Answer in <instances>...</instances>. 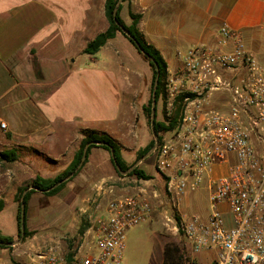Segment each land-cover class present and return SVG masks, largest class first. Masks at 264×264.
<instances>
[{"label":"crops","instance_id":"crops-1","mask_svg":"<svg viewBox=\"0 0 264 264\" xmlns=\"http://www.w3.org/2000/svg\"><path fill=\"white\" fill-rule=\"evenodd\" d=\"M105 2L0 0V123L5 125L0 127V152L16 154L13 162L0 161V193L6 184L29 177L25 170L55 177L71 162L84 130L114 141L125 134L126 116L148 73L144 65L135 67V48L122 35L94 55L83 52L108 28ZM130 12L140 16L137 28L161 54L168 73L179 69L189 48L212 44L223 23L241 31L247 48L264 62V0H129L120 12L126 25ZM81 167L59 193L72 186L71 194L83 207L79 214L89 226L106 203L90 212L92 204L83 203L87 195L108 201L125 189L117 185L122 174L108 151L91 149ZM2 201L4 210L8 202ZM65 203L73 214L76 204ZM75 214L71 222L80 216ZM4 256L0 254V264H6Z\"/></svg>","mask_w":264,"mask_h":264},{"label":"built area","instance_id":"built-area-1","mask_svg":"<svg viewBox=\"0 0 264 264\" xmlns=\"http://www.w3.org/2000/svg\"><path fill=\"white\" fill-rule=\"evenodd\" d=\"M180 61L165 96L184 97L181 116L152 152L175 229L192 254L214 252L210 264H264V62L227 23ZM204 187L208 213H184L183 199ZM154 198L145 187L110 196L70 251L36 253L29 264H122L125 235L152 220Z\"/></svg>","mask_w":264,"mask_h":264},{"label":"rangeland","instance_id":"rangeland-1","mask_svg":"<svg viewBox=\"0 0 264 264\" xmlns=\"http://www.w3.org/2000/svg\"><path fill=\"white\" fill-rule=\"evenodd\" d=\"M124 18L127 20V17ZM121 37L125 40L123 35ZM132 52L135 58L133 61L135 67L144 65V70L148 73V80L144 81L145 86L143 90L136 98L137 101L131 105L132 112L129 110L126 116L125 134L115 137V142L122 148V156L129 169L136 164L135 168L143 170L150 179L138 180L135 176H127L128 173L127 175L120 176L117 185L119 188L125 189L120 190L121 193H126L134 188L145 187L150 196H156L153 200L158 206V210L153 215L151 221L140 224L127 231L122 264H161L163 247L171 243L180 246L183 252L191 260H194L196 264H210V261L216 258L215 253L192 254L183 237L175 229V222L173 220H177L178 217L172 212L171 205L164 197V182L161 179V175L154 169V156L151 154L146 157L143 156L144 158L142 157L139 160L136 158L138 150L143 149L154 139L150 127V118L143 111V108L148 107L149 101L152 99L153 71L149 64L139 56L136 50ZM173 110L174 103L168 101L166 96L161 98L156 104L155 120L163 122L165 116H169ZM25 173L29 177L24 178L21 184H6L7 188L1 190L0 193V200H7L8 202V207L0 213V234L10 237L13 241L3 248L0 247V254L5 253L3 262H6V264H29L30 257L33 254L46 253L50 249H59L63 252L70 251L69 244L70 242L73 243V247L76 245L80 237V234H78L79 229L85 221L84 216L79 214L80 209L83 207L82 205H77L79 198H75L73 193L71 194L69 188H72V186L68 188L69 184L61 193L52 198H48L40 192L37 193L35 191L34 193L37 194H32L26 212V227L33 234L26 238L23 235L22 240H20L16 222L18 208L16 197L18 190L24 187L28 189L31 181L35 177L33 172L25 170ZM3 186L5 187L4 184ZM87 199L88 201L82 200V202L84 201L83 203L87 205L92 204L91 210H88L90 212L98 204L107 203V200H101V198L93 201L94 195L90 194L87 195ZM64 201L76 204L77 209L73 214H71L72 210L70 211V208L67 207ZM183 203L184 207L182 210L187 215L196 214L205 216L209 211L207 189L204 187L199 191L188 194L183 199ZM76 212L80 215L77 217L78 220H76ZM73 215H76L75 222H71ZM70 222L73 224V227H71L72 224ZM77 231L78 233L76 235Z\"/></svg>","mask_w":264,"mask_h":264},{"label":"trees","instance_id":"trees-1","mask_svg":"<svg viewBox=\"0 0 264 264\" xmlns=\"http://www.w3.org/2000/svg\"><path fill=\"white\" fill-rule=\"evenodd\" d=\"M129 2V0H122L121 5L118 6L116 14L114 10L118 3V0H106L104 6V14L108 22V28L105 32L98 34L93 40H91L85 47L84 53L87 55L96 54L106 43L116 37L117 34L123 35V37L135 48L139 56L146 61L153 71L152 80V92L154 87L155 78L158 76V83L155 90L156 104L157 102L165 97V80L167 77V65L161 54L151 45L147 44L144 40L143 35L139 32L137 25L140 20L139 15H135L130 12L129 16L131 18L130 25H126L121 17L120 12L123 8V4ZM184 97H178L174 102V110L169 116H165L163 122H158L155 120L154 130L158 136V142H160L161 134L166 131H171L175 129L181 116V109L183 105ZM151 103L152 99L149 101V106L144 107L143 111L145 115L150 118L151 114ZM156 114V108H155ZM156 118V117H155ZM86 145H89L87 149L86 159L83 165L87 162L88 156L91 149L101 148L110 153V161L116 172H118L116 165L120 171L125 172L129 170L127 163L122 156V148L118 143H116L109 135L104 133H99L93 130H84L83 137L79 144L78 149L73 155L71 162L66 168L61 170L53 178H42L40 176H35L31 181L30 186L33 189L28 190L22 199L23 192L26 187L20 188L18 190V195L16 197L18 208L16 215V222L18 227L19 236H21V226L23 224V235L24 237H29L33 233L29 232L26 227V212L28 207V202L36 190L42 192L47 197H52L57 195L70 181L82 167L78 169V166L83 157V151ZM154 146V139H152L147 146L143 149L138 150L136 158L139 160L145 156ZM112 154V155H111ZM113 156V157H112ZM0 158L5 162H13L16 160V154L14 151H3L0 153ZM116 164V165H115ZM82 165V166H83ZM119 174V173H118ZM119 176H121L119 174ZM127 176H135L138 180H148L150 177L144 173L140 168H134ZM22 204L24 205V217L22 221ZM4 208V202L0 200V212ZM87 224L81 225L79 229V234L82 235L87 228ZM13 241L10 237L0 234V247H5L7 244H11ZM69 248H73V243L70 242ZM161 264H196L194 260H191L187 254L183 252V249L173 243L166 244L162 251V263Z\"/></svg>","mask_w":264,"mask_h":264},{"label":"water","instance_id":"water-1","mask_svg":"<svg viewBox=\"0 0 264 264\" xmlns=\"http://www.w3.org/2000/svg\"><path fill=\"white\" fill-rule=\"evenodd\" d=\"M122 3V0H118V3L116 5V8L114 10V14H116L117 12V8L118 6ZM157 83H158V76L155 78V82H154V87H153V95H152V108H151V116H150V127H151V131H152V135H153V138H154V146L152 147V149L144 156H149L152 154V152L154 151V149L156 148L157 144H158V136L154 130V124H155V117H156V114H155V108H156V98H155V90H156V87H157ZM89 145H86V147L84 148V151H83V157H82V160L78 166V169L83 165V162L84 160L86 159V154H87V149H88ZM112 155V154H111ZM113 157V156H112ZM143 157V158H144ZM116 165V164H115ZM136 164L130 168L129 170L125 171V172H122L120 171V169L118 168V166L116 165V168L117 170L122 174V175H127L130 171H132L134 168H135ZM30 189H33L32 186H30L28 189H26L22 195V199L23 200V197L25 195V193L30 190ZM38 191V190H36ZM23 207L24 205L22 204V221H23V217H24V210H23ZM23 238V224L21 226V236H20V240H22Z\"/></svg>","mask_w":264,"mask_h":264}]
</instances>
